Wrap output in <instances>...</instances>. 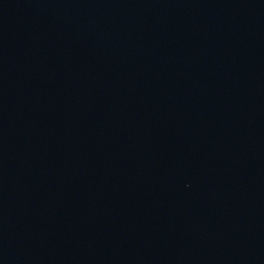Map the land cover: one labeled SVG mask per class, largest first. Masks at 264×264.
<instances>
[{"label":"water","instance_id":"95a60500","mask_svg":"<svg viewBox=\"0 0 264 264\" xmlns=\"http://www.w3.org/2000/svg\"><path fill=\"white\" fill-rule=\"evenodd\" d=\"M0 264H264V0H0Z\"/></svg>","mask_w":264,"mask_h":264}]
</instances>
